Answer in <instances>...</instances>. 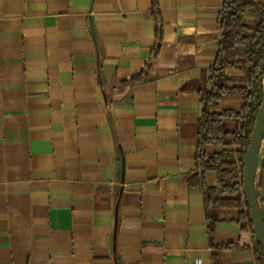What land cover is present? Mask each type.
Here are the masks:
<instances>
[{
    "label": "crops",
    "instance_id": "obj_1",
    "mask_svg": "<svg viewBox=\"0 0 264 264\" xmlns=\"http://www.w3.org/2000/svg\"><path fill=\"white\" fill-rule=\"evenodd\" d=\"M221 4L0 0V264H257L240 210L206 219L202 188L218 178L197 163L196 88ZM153 12L151 76L122 87L151 58ZM244 100L226 94L212 111ZM261 159L264 138L256 192ZM259 207L264 219V195Z\"/></svg>",
    "mask_w": 264,
    "mask_h": 264
},
{
    "label": "trees",
    "instance_id": "obj_2",
    "mask_svg": "<svg viewBox=\"0 0 264 264\" xmlns=\"http://www.w3.org/2000/svg\"><path fill=\"white\" fill-rule=\"evenodd\" d=\"M153 7L156 4L153 1ZM252 11L257 18L254 23L245 21V13ZM157 26L156 44L150 60L144 68L120 86H132L147 81L152 72L151 62L161 48L160 15L153 12ZM221 39L216 48L213 65L197 83L202 105L197 133V163L204 175L207 171L217 173L216 189L203 185L206 219L214 208L240 210L239 221L243 229L252 233V225L246 202L242 200V158L248 146L258 108L264 97V0H222L219 14ZM227 68H238L243 75L229 77ZM207 84L209 85L206 90ZM245 96L239 110L227 109L214 113L212 107L226 94ZM221 146L224 149L207 153L205 147ZM209 232H212L209 228ZM253 254L257 264H264V252L253 237Z\"/></svg>",
    "mask_w": 264,
    "mask_h": 264
},
{
    "label": "water",
    "instance_id": "obj_3",
    "mask_svg": "<svg viewBox=\"0 0 264 264\" xmlns=\"http://www.w3.org/2000/svg\"><path fill=\"white\" fill-rule=\"evenodd\" d=\"M264 138V97L258 108L252 130L248 137V146L242 158V191L248 207L252 234L264 252V219L260 212L259 197L254 179L258 170L260 149ZM123 161V159H122Z\"/></svg>",
    "mask_w": 264,
    "mask_h": 264
},
{
    "label": "rangeland",
    "instance_id": "obj_4",
    "mask_svg": "<svg viewBox=\"0 0 264 264\" xmlns=\"http://www.w3.org/2000/svg\"><path fill=\"white\" fill-rule=\"evenodd\" d=\"M264 88V87H263ZM264 90V89H263ZM262 155V154H261ZM264 160L261 159V167L264 166V163H263ZM263 163V164H262ZM258 197L261 198L263 195H264V188H261L258 190V192H256Z\"/></svg>",
    "mask_w": 264,
    "mask_h": 264
},
{
    "label": "built area",
    "instance_id": "obj_5",
    "mask_svg": "<svg viewBox=\"0 0 264 264\" xmlns=\"http://www.w3.org/2000/svg\"><path fill=\"white\" fill-rule=\"evenodd\" d=\"M263 87H264V81H263ZM242 200L245 201L244 196H243V192H242Z\"/></svg>",
    "mask_w": 264,
    "mask_h": 264
}]
</instances>
